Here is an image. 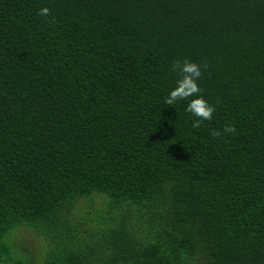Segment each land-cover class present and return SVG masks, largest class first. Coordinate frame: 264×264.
I'll return each instance as SVG.
<instances>
[{
    "label": "trees",
    "instance_id": "1",
    "mask_svg": "<svg viewBox=\"0 0 264 264\" xmlns=\"http://www.w3.org/2000/svg\"><path fill=\"white\" fill-rule=\"evenodd\" d=\"M0 264H264V0H0Z\"/></svg>",
    "mask_w": 264,
    "mask_h": 264
},
{
    "label": "clouds",
    "instance_id": "2",
    "mask_svg": "<svg viewBox=\"0 0 264 264\" xmlns=\"http://www.w3.org/2000/svg\"><path fill=\"white\" fill-rule=\"evenodd\" d=\"M37 14L48 17L50 15V9L48 7H43ZM172 69L173 71L179 72L180 79L177 80L176 86L169 92L165 99V104L173 105L178 101L187 100L189 97H195L189 101L186 109L197 118L193 123V127H199L200 122L203 120L210 121L213 118L216 108L210 105L202 96L198 95L201 91L198 84V80L202 76L200 66L187 59L183 62L177 59L173 62ZM235 131V127L231 125H225L223 129L224 133H234ZM211 134L219 137L222 133L219 130H213Z\"/></svg>",
    "mask_w": 264,
    "mask_h": 264
},
{
    "label": "rangeland",
    "instance_id": "3",
    "mask_svg": "<svg viewBox=\"0 0 264 264\" xmlns=\"http://www.w3.org/2000/svg\"><path fill=\"white\" fill-rule=\"evenodd\" d=\"M104 199L101 196L93 195L85 200H81L78 203V212L73 211V219L79 218L80 214L87 215L92 213L93 209H99L103 206ZM10 242H12L13 247L16 250H21V248H26V250L34 251L36 253L40 252L42 247V242L35 236L31 235L28 231L24 229H19L14 231L10 236Z\"/></svg>",
    "mask_w": 264,
    "mask_h": 264
}]
</instances>
